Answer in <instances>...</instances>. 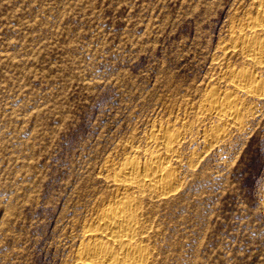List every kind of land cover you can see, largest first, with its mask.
I'll return each instance as SVG.
<instances>
[{"label":"rangeland","instance_id":"1","mask_svg":"<svg viewBox=\"0 0 264 264\" xmlns=\"http://www.w3.org/2000/svg\"><path fill=\"white\" fill-rule=\"evenodd\" d=\"M261 1L0 0V264H79L115 168L165 131L181 186L143 195L148 264H264V65L238 40L264 43ZM246 73L261 95L232 87Z\"/></svg>","mask_w":264,"mask_h":264},{"label":"bare ground","instance_id":"2","mask_svg":"<svg viewBox=\"0 0 264 264\" xmlns=\"http://www.w3.org/2000/svg\"><path fill=\"white\" fill-rule=\"evenodd\" d=\"M251 25L252 29L256 28L253 32L257 29H259V32L264 31V6L259 15L253 19ZM235 39H237V36ZM238 40L243 43L246 55L251 61L254 60L264 65V43L262 41L250 35L241 36V34ZM232 87L245 92L246 95L248 93L261 95L259 91L261 86L256 84L252 74H234ZM215 92L206 98L209 110L219 116H226L233 123L236 122L240 115L239 103L228 95L219 96ZM219 132V130L214 129L212 135H220L221 132ZM161 136V145L165 150L161 149L163 151L159 152L161 154L154 156L152 159L148 158L150 159L148 161L144 159L145 162L142 163L135 160L136 158L126 159L127 161L122 163L118 169L115 168L114 180L116 183L119 182L120 191L117 196L115 195L114 200H111L109 205L99 212L96 221L93 224L90 223L92 226L88 229H86L87 226L84 227L86 229L84 234L86 241L80 242L81 247L76 251V261L79 264H148L150 261L152 249L145 243L147 240L146 233L149 229L143 222V214H141L143 195L147 191L158 199L167 200L173 197L181 186L178 173L169 164L173 156H178L179 152L177 153V144L175 143H178L180 136L170 131H165Z\"/></svg>","mask_w":264,"mask_h":264}]
</instances>
